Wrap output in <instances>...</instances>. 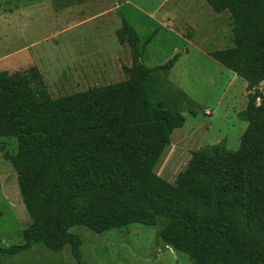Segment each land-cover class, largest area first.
Here are the masks:
<instances>
[{
  "label": "trees",
  "instance_id": "trees-1",
  "mask_svg": "<svg viewBox=\"0 0 264 264\" xmlns=\"http://www.w3.org/2000/svg\"><path fill=\"white\" fill-rule=\"evenodd\" d=\"M206 3L216 15L229 14L233 43L210 57L254 90L240 115L247 127L238 150L221 143L193 152L173 183L154 173L185 123L172 109L180 98H161L159 90L180 56L147 68L125 21L116 32L131 54L125 81L53 99L34 69L33 81L2 72L0 146L16 143L14 155H2L30 223L23 244L0 245V255L69 247L75 263L86 264L72 228L100 235L159 224L161 242L191 264H264V0Z\"/></svg>",
  "mask_w": 264,
  "mask_h": 264
},
{
  "label": "rangeland",
  "instance_id": "rangeland-1",
  "mask_svg": "<svg viewBox=\"0 0 264 264\" xmlns=\"http://www.w3.org/2000/svg\"><path fill=\"white\" fill-rule=\"evenodd\" d=\"M122 21L136 32L147 68L180 56L162 74L159 90L161 98H180L172 109L185 123L171 135L154 173L173 183L193 152L221 143L238 150L247 127L240 115L254 90L210 57L233 43L229 14H214L206 0H0V73L33 81L34 69L53 99L125 81L122 67L130 66L131 54L116 38ZM15 144L5 141L8 156L14 155ZM29 223L16 175L0 154V245H22L21 232ZM159 230L157 224L100 235L83 227L70 231L81 239L86 264H191L161 242ZM0 264L76 263L69 247L56 253L36 245L14 256L0 255Z\"/></svg>",
  "mask_w": 264,
  "mask_h": 264
},
{
  "label": "water",
  "instance_id": "water-1",
  "mask_svg": "<svg viewBox=\"0 0 264 264\" xmlns=\"http://www.w3.org/2000/svg\"><path fill=\"white\" fill-rule=\"evenodd\" d=\"M6 150L5 146H0V154L2 155Z\"/></svg>",
  "mask_w": 264,
  "mask_h": 264
},
{
  "label": "crops",
  "instance_id": "crops-1",
  "mask_svg": "<svg viewBox=\"0 0 264 264\" xmlns=\"http://www.w3.org/2000/svg\"><path fill=\"white\" fill-rule=\"evenodd\" d=\"M99 16V15H98ZM189 42V41H188ZM129 65V64H128ZM176 66V65H175ZM125 67H129V66H125ZM205 115H209L208 112L205 113Z\"/></svg>",
  "mask_w": 264,
  "mask_h": 264
}]
</instances>
